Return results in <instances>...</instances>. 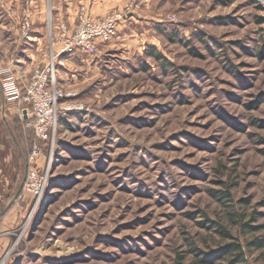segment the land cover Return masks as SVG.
<instances>
[{"label":"rangeland","instance_id":"obj_1","mask_svg":"<svg viewBox=\"0 0 264 264\" xmlns=\"http://www.w3.org/2000/svg\"><path fill=\"white\" fill-rule=\"evenodd\" d=\"M70 1L27 0L43 35L20 76L48 62L56 26L74 24L81 6L91 13L87 0ZM101 1L110 9L92 15L129 12L97 54L59 70L66 102L82 109L60 116L43 142L11 108L0 264H196L225 242L217 226L246 248L261 242L246 251L264 264V0ZM34 144L29 164L44 188L17 193ZM227 191L228 201L215 196Z\"/></svg>","mask_w":264,"mask_h":264},{"label":"built area","instance_id":"obj_2","mask_svg":"<svg viewBox=\"0 0 264 264\" xmlns=\"http://www.w3.org/2000/svg\"><path fill=\"white\" fill-rule=\"evenodd\" d=\"M8 8L6 11L10 14ZM27 10L24 9L20 17L17 36L30 40L32 23ZM128 12L115 10L103 16H94L85 6H81L76 11L74 24L63 22L56 26L53 30L55 41L51 43L48 62L41 63V67L32 70L25 80L17 74L13 58L6 57L4 65L0 67L2 94L7 102L18 108L26 126L32 129L38 140L54 141L59 117L66 111L82 109L81 106L66 102V93L58 86L59 70L65 67L70 57L97 54L98 45L109 42L115 36L118 23ZM39 154V145L34 144L28 164L34 165ZM30 164L26 166L23 188L40 195L46 178H39L38 171L31 168Z\"/></svg>","mask_w":264,"mask_h":264},{"label":"crops","instance_id":"obj_3","mask_svg":"<svg viewBox=\"0 0 264 264\" xmlns=\"http://www.w3.org/2000/svg\"><path fill=\"white\" fill-rule=\"evenodd\" d=\"M6 2V0H3ZM40 0H36V3H38ZM59 1V0H58ZM62 1V0H60ZM21 2V1H20ZM18 0H11L10 2L4 3V6H7L9 4V7L12 8V13L6 15L3 13V15H0V67L4 65V58L6 57H12L15 61V69L16 72L20 73V70L24 72L23 69H27V64H31V62H27V58L30 57L31 61L33 59V55L30 52V47L32 46H38L39 42L42 38L43 32L40 30V24L42 21V18L40 17V14L38 13V9L33 10L31 13V19H32V28L30 31V40L21 38L17 36V30L19 28V20L20 15H22L23 10L21 11L22 7L28 9V4L26 0H23V2L20 3ZM76 2L70 1L69 5L72 7L73 4ZM88 6L90 7V11L93 14H103L105 11L110 9V5L102 3L101 0H87L86 2ZM6 4V5H5ZM3 5V4H2ZM77 7V4H75ZM36 7H40L38 4H36ZM75 7V8H76ZM54 12L57 14L61 13V4L59 6H55L53 8ZM70 9L68 8L65 12L66 15L69 14ZM62 14V13H61ZM39 15V16H37ZM74 15V14H73ZM9 51V52H7ZM30 52L29 54H26ZM81 55H76V57ZM25 64V65H24ZM17 73V74H18ZM19 75V74H18ZM20 76V75H19ZM22 79H27L28 76H21ZM13 104L11 102H7L4 99V96L2 94L1 86H0V115L4 117L2 121H0V124L5 127V134L2 132L0 136V162L2 165H0V178H5L7 176V171L5 172L3 169V164L7 163L8 159L11 157L9 162H12L13 156V147L12 144L15 142L14 133L11 130V120L10 117L13 116L14 112L11 109ZM18 146V145H17ZM19 148V146H18ZM21 155L22 160H24V156L22 154V149H18ZM18 161L16 163L13 162L14 167L18 165ZM12 165V168H13ZM7 166V165H6ZM11 167V165L9 166ZM13 184L7 183V191L8 189H11Z\"/></svg>","mask_w":264,"mask_h":264},{"label":"trees","instance_id":"obj_4","mask_svg":"<svg viewBox=\"0 0 264 264\" xmlns=\"http://www.w3.org/2000/svg\"><path fill=\"white\" fill-rule=\"evenodd\" d=\"M146 53L154 60L168 65V62L165 60L161 52L156 50L153 46H149L146 50ZM263 54H264V45L262 50L258 52V55L260 57ZM215 196L218 199L223 198L228 201L227 197L229 196V194L228 191L218 192V194ZM245 227H247V230L244 231H248L250 228L251 229L257 228L255 226H250L247 223L242 225V228ZM217 229H218L217 233L221 235V238L225 242L219 248L201 254L200 257L197 259L196 264H252L251 262L248 261V255L246 249L249 251L248 247L250 246H255L260 248L262 243L259 242L258 240L248 241L246 243L247 246L246 248L245 244H242V242L238 238L231 236V234L228 232V230H226V228L217 226Z\"/></svg>","mask_w":264,"mask_h":264},{"label":"water","instance_id":"obj_5","mask_svg":"<svg viewBox=\"0 0 264 264\" xmlns=\"http://www.w3.org/2000/svg\"><path fill=\"white\" fill-rule=\"evenodd\" d=\"M25 168L27 169V167H25ZM26 169H25V173H26ZM25 173H24L23 180L21 181V183H20V186H19V188H18V190H17V193H19V192H20V190H21V188H22L23 181H24V178H25ZM17 193H16V195H17Z\"/></svg>","mask_w":264,"mask_h":264}]
</instances>
